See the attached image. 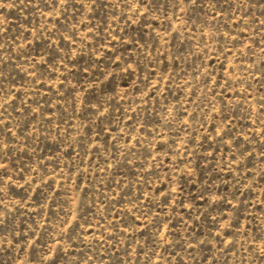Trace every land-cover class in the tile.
<instances>
[{"label":"rangeland","instance_id":"374dc122","mask_svg":"<svg viewBox=\"0 0 264 264\" xmlns=\"http://www.w3.org/2000/svg\"><path fill=\"white\" fill-rule=\"evenodd\" d=\"M0 264H264V0H0Z\"/></svg>","mask_w":264,"mask_h":264}]
</instances>
